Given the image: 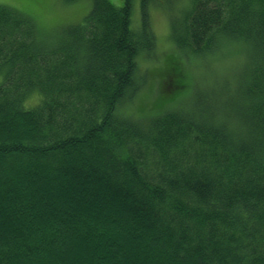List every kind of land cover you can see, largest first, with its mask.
<instances>
[{
  "label": "trees",
  "instance_id": "1",
  "mask_svg": "<svg viewBox=\"0 0 264 264\" xmlns=\"http://www.w3.org/2000/svg\"><path fill=\"white\" fill-rule=\"evenodd\" d=\"M90 1L53 40L0 3V264H264V0ZM153 6L186 58H245L191 85L169 56L137 115Z\"/></svg>",
  "mask_w": 264,
  "mask_h": 264
},
{
  "label": "rangeland",
  "instance_id": "2",
  "mask_svg": "<svg viewBox=\"0 0 264 264\" xmlns=\"http://www.w3.org/2000/svg\"><path fill=\"white\" fill-rule=\"evenodd\" d=\"M123 0H111L115 6H122ZM19 1L0 0V3L30 8L36 18L39 33L51 34L49 40H53L52 35H58L62 29L57 26L60 23L79 21L91 9L90 0H78L71 2L69 0H39L34 7H29L25 3H32L28 0ZM190 0H174V15H183L188 9ZM89 10V11H88ZM133 26L136 27L140 22V0L133 1ZM150 20L153 32L156 36V50L154 55H143L139 59L140 73L146 77V85L137 97L133 106L128 108L129 112L142 115L140 107L147 105L151 108L155 100L154 86L149 80V73L161 66L169 56H175L182 64L192 85L195 81L204 80L206 76L230 78L237 73L244 62L245 52L241 45L223 46L219 52H215L207 60L199 58H186L182 50L176 46L172 39L171 13L164 6H153L150 11ZM222 91V90H220ZM38 96H30L27 99L29 105L37 102Z\"/></svg>",
  "mask_w": 264,
  "mask_h": 264
}]
</instances>
